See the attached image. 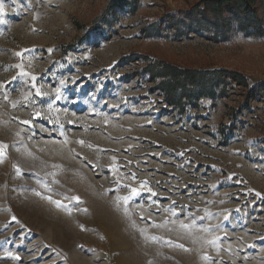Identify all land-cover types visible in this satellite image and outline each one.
I'll return each mask as SVG.
<instances>
[{
	"label": "rangeland",
	"instance_id": "rangeland-1",
	"mask_svg": "<svg viewBox=\"0 0 264 264\" xmlns=\"http://www.w3.org/2000/svg\"><path fill=\"white\" fill-rule=\"evenodd\" d=\"M197 1L0 0V264H264V34L176 31L168 15ZM141 55L235 70L253 90L179 113ZM125 185L140 189L126 206Z\"/></svg>",
	"mask_w": 264,
	"mask_h": 264
},
{
	"label": "trees",
	"instance_id": "trees-1",
	"mask_svg": "<svg viewBox=\"0 0 264 264\" xmlns=\"http://www.w3.org/2000/svg\"><path fill=\"white\" fill-rule=\"evenodd\" d=\"M168 21L176 31L182 28L196 30L215 41L227 39L233 27L246 34H264V19L249 0H200L182 9L181 13L169 14ZM157 24L144 28L145 35H153ZM136 60L140 65L139 74L150 79L163 101L179 113L190 105L197 106L199 99L225 95L230 83L247 90H253L254 86H250L248 78L235 70L181 67L146 55ZM258 85L264 88V79Z\"/></svg>",
	"mask_w": 264,
	"mask_h": 264
},
{
	"label": "snow or ice",
	"instance_id": "snow-or-ice-1",
	"mask_svg": "<svg viewBox=\"0 0 264 264\" xmlns=\"http://www.w3.org/2000/svg\"><path fill=\"white\" fill-rule=\"evenodd\" d=\"M2 11H3V6H2V4H0V12H2ZM16 55L17 56H22L23 55V52H17ZM15 67L21 69V75H29L28 73H26V72L23 71V65L22 64H17V65H15ZM13 79H16V77H13ZM31 79L33 81H35L36 80V77L33 75V76H31ZM3 86H4V84L3 83H0V87H3ZM33 87L35 88V95L36 96L45 95L44 93H42V91H41L40 88H38V87L35 86V84L33 85ZM57 93H59V89H57ZM4 98L6 100L9 99V97L7 95H5ZM56 99H60V96L58 94L56 96ZM12 106L13 107H16L17 106V102H13V105ZM49 107H51V105H49ZM35 116H37V117L40 116V113L39 112H36L35 113ZM22 123H24V124H30L31 121L30 120H24V121H22ZM17 135H19V133H17ZM78 143H80L81 145H84L85 142L83 140H80V141H78ZM88 146L91 147V145H88ZM7 147H8V145L4 144L3 142H0V161H2L3 157L6 155V149H7ZM112 159L115 160V157H113ZM132 179H135L134 175L132 176ZM144 183L145 182H141V187L144 186ZM125 186L126 187H129L131 189L130 194L128 196H126V197H119L118 198V201L122 200L123 201V204L126 206L127 203H128V201L131 200V198L133 196L139 195L140 189L135 188V187H131V185H125ZM47 199H49L52 203H55L57 207H63V204H62L61 201L52 200L51 197H47ZM72 199H75V200L79 201L80 198L78 196H76V197H72ZM118 206H119V204H118ZM127 212H128V209H127V207H125V213L127 214ZM225 218H227V217H225ZM15 219H16V217H13V220H15ZM200 219H203V217H201ZM166 223H167V221H165V224ZM173 223H175V222H173ZM165 224H153V227H163V226H165ZM179 227L181 229L186 230L189 234H191L192 231L194 229H196L197 226H196L195 220H192L191 223H184L183 221H180L179 222ZM208 230L209 229L207 227L199 229V231H201V232H208ZM140 231H141L142 234H145V238L146 239H152V240H155L156 239L155 236H151V237H148L147 236V229L141 228ZM218 239H219V237H213L212 239H209L206 242L209 243V244L215 245L216 240H218ZM178 246L181 247V248L184 247V245H182V244L181 245H178ZM185 250H187V249H185ZM5 255L12 256V253H6ZM13 258L19 259V257H13ZM204 258L205 259H208V257H207L206 254H205V257Z\"/></svg>",
	"mask_w": 264,
	"mask_h": 264
}]
</instances>
